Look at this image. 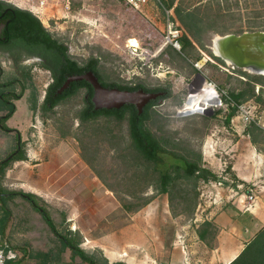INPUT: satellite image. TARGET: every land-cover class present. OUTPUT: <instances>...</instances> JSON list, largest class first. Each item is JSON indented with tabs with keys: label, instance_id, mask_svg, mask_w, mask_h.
Returning <instances> with one entry per match:
<instances>
[{
	"label": "rangeland",
	"instance_id": "374dc122",
	"mask_svg": "<svg viewBox=\"0 0 264 264\" xmlns=\"http://www.w3.org/2000/svg\"><path fill=\"white\" fill-rule=\"evenodd\" d=\"M171 1L184 12L197 10L201 21L197 26L200 31L194 29L195 37L191 38L195 52L188 59L161 54L166 47V14L169 22L177 25L173 12L167 9ZM160 2L163 7L153 1L138 12L119 0H50L42 11V22L37 20L53 39L67 47L68 55L79 65L99 58L98 69L106 82L168 88L171 95L150 109L145 129L167 150L209 170L222 184L183 176L168 187L167 194L159 193V171H153L132 151L126 118L117 121L99 116L81 123L78 117L85 105L84 89L43 114L40 107L51 83L49 72L25 59L14 66L0 52V84L12 82L6 90L20 96L17 100L13 95L8 98L15 111L6 126L19 134L25 158L8 165L0 186L6 192L32 194L50 219L44 221L20 196L7 199L10 219L0 232V247L6 244L17 254L14 264H39V251L50 248L57 252V236L76 242L96 264L123 262L107 260L100 250L103 247L120 254L133 249L131 253L144 264H170V259L182 258L185 245L193 243L188 236L178 235L181 225L187 224L191 232V227L206 221L205 214L226 197L244 199L250 186H237L229 169V150L253 125H263L264 130V76L208 55H213L212 40L217 36L263 31L264 0ZM129 40L138 47L137 55L127 47ZM196 56L200 59L195 60ZM197 61L202 65L199 71L194 67ZM205 76L229 97L231 92L248 91L253 86V97L241 104H247L254 121L244 124L236 113L226 124L220 111L174 118V109L182 104L189 88ZM4 113L0 109V115ZM16 143L13 132L0 129L1 160ZM164 160L166 166L172 162ZM141 198L149 203L133 211L125 210L119 202L135 206ZM2 215L0 208V218ZM198 256L195 263L202 264L204 254L199 252ZM263 261L264 233L236 264ZM51 264L85 263L65 249Z\"/></svg>",
	"mask_w": 264,
	"mask_h": 264
},
{
	"label": "trees",
	"instance_id": "16d2710c",
	"mask_svg": "<svg viewBox=\"0 0 264 264\" xmlns=\"http://www.w3.org/2000/svg\"><path fill=\"white\" fill-rule=\"evenodd\" d=\"M124 6H126L123 3ZM127 7V6H126ZM129 8V7H128ZM130 9V8H129ZM167 9L173 12L172 20L177 24L176 28L179 32V43L180 51H176L170 46H166L161 54H166L170 59L181 58L188 59L195 52V45L192 41V36L195 37L194 29L197 32V26L200 27L201 21L197 19V10L183 11L180 6H173L171 1L167 5ZM132 10V9H131ZM6 14L4 19L10 18L14 20V27L12 30V37L19 39L23 47L29 48V53L36 54L43 59V62L39 66L52 74L51 83L47 86L45 96L41 103V111L43 114L52 111L62 100L76 94L79 90L84 89L86 95L91 96L92 90L89 84L86 82H74L69 88L64 91L61 95L57 94V90L64 83L65 79L69 76L79 75L87 71L93 72L98 78L99 82L105 87H114L123 90L134 91L137 89H143L144 91L149 90L152 87H146L144 84H120V83H109L104 80L99 72L98 64L99 58H89L83 65H79L75 60L70 58L68 55L67 47L51 37V35L41 26L40 22L30 13L26 11L14 8L6 3L0 1V16ZM8 14H11L8 15ZM40 50V51H39ZM215 61L223 63L221 59L208 55ZM23 58L14 59V66H18ZM199 56H196L195 60H199ZM194 69V68H193ZM12 82L6 84H0V109L5 111L3 115H0V129L4 132H14L15 129H11L6 126V121L13 115L15 106L9 100V97H14L15 100L19 99V95H15L10 90H6L11 86ZM158 87L157 90H166L167 94L164 99L168 98L171 94L168 88ZM254 88L253 86L248 91L231 92L230 98L236 103L241 104L245 99L253 97ZM156 104L151 103L145 107L143 113L138 116L137 111L130 106H125L120 110H100L94 111L93 106L90 103V99L85 100V105L78 119L81 123L95 120L99 116L114 117L115 120L121 121L126 118L128 135L131 140V149L134 153L139 155L143 162L151 165L152 170L155 172L159 171V193L167 194L168 187L173 185L178 179L184 177L194 178L196 180H202L203 182L210 181H221L215 174L209 170L200 167L196 162L190 161L184 156H179L170 150H167L151 133H149L145 127L144 122L150 119V109ZM236 114V108H231L228 116L225 119V123L228 124L232 117ZM253 145L259 142H263L264 152V130L260 127L252 126L250 129L245 131ZM20 144V142H19ZM171 159L170 165H165L164 159ZM24 155L20 149L16 148L10 152L4 159L0 160V179L3 176L6 168L11 162L23 161ZM230 169V168H229ZM13 196H20L26 199L32 209L36 212H40L42 219L49 221V217L46 212L38 207L32 194H24L22 192H6L0 186V208L3 215L0 218V232L3 233L7 222L10 219V212L6 209L7 199H11ZM142 201L134 206L130 203H121L122 207L127 211H133L137 207H141L149 203L147 199L141 198ZM41 210V211H39ZM46 215H45V214ZM197 236L208 248L213 247V242L217 234V229L211 222L204 221L197 228ZM264 233V226L255 234V236L248 242L240 254L229 264H236L242 255L250 249L254 243ZM57 252L50 248H44L37 254L39 264H51L57 256H60L65 249H70L72 257H79V259L85 264H96L92 258L86 256V254L78 248L76 242H72L66 236H57ZM9 262V261H8ZM7 262V263H8ZM112 264H126L124 262H115ZM252 264V263H248ZM264 264V261H263Z\"/></svg>",
	"mask_w": 264,
	"mask_h": 264
},
{
	"label": "crops",
	"instance_id": "0c3cea01",
	"mask_svg": "<svg viewBox=\"0 0 264 264\" xmlns=\"http://www.w3.org/2000/svg\"><path fill=\"white\" fill-rule=\"evenodd\" d=\"M10 133L12 132H7V134ZM245 136L232 143L233 146L229 150L231 151L229 154V158L231 159L229 161L231 165L230 169L232 175L235 177L237 186L254 185L257 194L256 199L251 203L247 202L246 205L248 206L244 207L239 202V200H242L241 197L238 200L234 195H230L205 214L206 221L214 224L217 229L212 248H208L199 240L196 233L198 224L191 227L193 229L191 232L188 231L187 224L181 225L178 235H185V238L188 236L190 239L187 238V240H191L193 243L184 246L185 250L182 251L183 260L181 257H179L180 259H175V261L170 259V264H193L195 261H199V252L204 254L202 264H229L264 226L263 142L253 145L249 137L247 136L246 138ZM233 150L237 152L232 153ZM217 208H219V212H217ZM106 248L108 247L100 248V250L103 251L105 258L110 262L120 259L126 264H144L143 260L138 261L136 256L133 255L136 253H131L133 249L130 250L128 248V252L124 251L125 253H122L126 255L121 256L122 254L119 252ZM13 262L9 261L7 264H14Z\"/></svg>",
	"mask_w": 264,
	"mask_h": 264
},
{
	"label": "built area",
	"instance_id": "2783aa9c",
	"mask_svg": "<svg viewBox=\"0 0 264 264\" xmlns=\"http://www.w3.org/2000/svg\"><path fill=\"white\" fill-rule=\"evenodd\" d=\"M3 3H6L14 8H17L22 11H26L33 15L35 18L39 19V15H43L42 11L46 8L50 0H0ZM124 3L127 7L134 11H142L145 7L149 6L153 1L159 3L161 6L160 0H119ZM163 7V6H162ZM165 10V8H163ZM168 13V11H166ZM167 15V24L165 35L163 37V47L170 46L176 51H180L179 43V32L175 25L168 20ZM132 49V54L137 55L138 48L129 47ZM162 49V48H161ZM194 67L197 71L201 69L202 66L198 65V61L195 62ZM192 83V82H191ZM199 95V98L196 96ZM196 102V103H195ZM195 103V108H192ZM187 108H192L190 112H184ZM236 108V113L238 114L239 119L242 120L244 124H249L253 120L251 111L247 104H236L226 93L225 90L219 88L212 80L208 77H201L200 83L192 84L189 88L184 101L182 104L174 109V118H187L193 116H204L207 111L212 113L220 111L224 116V119L229 114V109ZM263 129V125H259ZM216 184V182H214ZM222 182H217V185H221ZM256 190L254 185L250 186L246 190V195L244 199L239 200L240 203L245 205L244 201L249 203L253 202L256 199ZM246 202V204H247ZM17 258V254L9 248L8 245L0 247V264H7L8 261H14Z\"/></svg>",
	"mask_w": 264,
	"mask_h": 264
},
{
	"label": "water",
	"instance_id": "95a60500",
	"mask_svg": "<svg viewBox=\"0 0 264 264\" xmlns=\"http://www.w3.org/2000/svg\"><path fill=\"white\" fill-rule=\"evenodd\" d=\"M219 47L220 56L215 57L226 63L229 60L231 66L239 69L250 70L249 72L262 75L264 71V32H250L241 35H225L221 37ZM214 43L212 40V48ZM213 53V52H212ZM74 82H86L92 89L91 104L94 111L120 110L126 105L136 108L137 115L142 114L143 108L152 100L162 94L149 93L144 90L128 91L114 87L103 86L91 71L79 75L69 76L57 90L61 95ZM206 114H212L207 111ZM41 211V210H39ZM49 222V221H48Z\"/></svg>",
	"mask_w": 264,
	"mask_h": 264
},
{
	"label": "flooded vegetation",
	"instance_id": "af4514ba",
	"mask_svg": "<svg viewBox=\"0 0 264 264\" xmlns=\"http://www.w3.org/2000/svg\"><path fill=\"white\" fill-rule=\"evenodd\" d=\"M5 15L6 14H3L2 16H0V52H4V54L10 58L9 62L11 64H14V59H19L20 57L25 59V60H28V62H36L38 65L41 64L43 62V59H41V57H39V55H38L40 52H36V54L29 53V51H28L29 48L27 50V47L25 48L21 45V42L19 41V39L12 37L14 20L10 19V18L4 19ZM8 15L11 16V14H8ZM263 32H264V29H263ZM48 72H49L50 77L52 78L51 72L50 71H48ZM263 73H264V71H263ZM157 88L158 87H152L149 90L145 91V92H149V93H157V94L161 93L162 94L161 96L157 97L155 100L150 101L147 105H149L151 103L156 104V103H159L160 101L164 100V98L167 94V91L166 90H157ZM162 89H164V87ZM121 90H123V89H121ZM137 90H140V89H137ZM134 91H136V90H134ZM88 99H91V96L85 95L84 100H88ZM90 103H91V101H90ZM126 106H130L131 108L136 110V108L134 106H131V105H126ZM145 107L143 108V110L145 109ZM140 115H138V116H140ZM13 133L16 137L17 149H20L19 134L17 133L16 130Z\"/></svg>",
	"mask_w": 264,
	"mask_h": 264
},
{
	"label": "bare ground",
	"instance_id": "6f19581e",
	"mask_svg": "<svg viewBox=\"0 0 264 264\" xmlns=\"http://www.w3.org/2000/svg\"><path fill=\"white\" fill-rule=\"evenodd\" d=\"M41 15H39V20L41 21ZM42 22V21H41ZM220 41H221V37H219V36H217L216 38H215V40L213 39V43H214V47L211 49L212 50V52H213V54H215L216 56H220V53H219V47L220 46H218V45H220ZM128 45H127V47H135V48H138L137 46H136V44L134 43V41H132V40H129L128 42ZM139 46V45H138ZM139 50V49H138ZM226 63L228 64V65H231V63H230V61L229 60H226ZM199 66H202V65H200V64H198ZM263 76H264V73H263ZM196 98H199V95H197L196 96ZM196 103V102H195ZM195 103L193 104V106H192V108H195ZM192 108H187V110L186 111H184V112H190V111H192L191 109Z\"/></svg>",
	"mask_w": 264,
	"mask_h": 264
}]
</instances>
